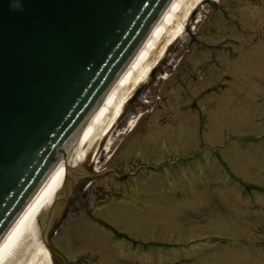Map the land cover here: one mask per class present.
<instances>
[{
  "label": "rangeland",
  "instance_id": "obj_1",
  "mask_svg": "<svg viewBox=\"0 0 264 264\" xmlns=\"http://www.w3.org/2000/svg\"><path fill=\"white\" fill-rule=\"evenodd\" d=\"M198 10L125 105L108 151L95 139L69 171L38 218L40 241L74 184L53 240L71 256L95 253L89 264H264V0ZM184 238H194L189 252Z\"/></svg>",
  "mask_w": 264,
  "mask_h": 264
},
{
  "label": "water",
  "instance_id": "obj_2",
  "mask_svg": "<svg viewBox=\"0 0 264 264\" xmlns=\"http://www.w3.org/2000/svg\"><path fill=\"white\" fill-rule=\"evenodd\" d=\"M168 2L0 0V237L52 164L65 161L79 125L98 107ZM97 39L106 41L101 53L76 55ZM62 55L81 57L73 79L83 70L87 74L70 78L69 88L44 90L54 68L33 81L34 68L50 67L47 62ZM69 193L65 190L61 204Z\"/></svg>",
  "mask_w": 264,
  "mask_h": 264
},
{
  "label": "bare ground",
  "instance_id": "obj_3",
  "mask_svg": "<svg viewBox=\"0 0 264 264\" xmlns=\"http://www.w3.org/2000/svg\"><path fill=\"white\" fill-rule=\"evenodd\" d=\"M201 0H172L128 68L108 92L99 110L77 135L65 161L55 168L34 200L0 244V264H50V255L40 241L38 218L52 203L67 176V166L83 163L89 146L111 127L132 91L145 78L166 44L180 35L187 16ZM166 38V39H165ZM129 128V127H128ZM77 144L78 149H74Z\"/></svg>",
  "mask_w": 264,
  "mask_h": 264
},
{
  "label": "flooded vegetation",
  "instance_id": "obj_4",
  "mask_svg": "<svg viewBox=\"0 0 264 264\" xmlns=\"http://www.w3.org/2000/svg\"><path fill=\"white\" fill-rule=\"evenodd\" d=\"M76 198H77V194H76V187H75V189H74V193H73V199L72 200H70L68 203H67V205H66V208H65V210H64V213L66 214V212L68 211V209L70 208V206H71V204H72V202H74L75 200H76ZM103 204L100 206V208H106L107 206H109L108 204L109 203H104V202H102ZM149 218H152L153 220H155V222L156 223H158L157 222V218L156 217H149ZM157 227V229H159L161 226H156ZM51 234V233H50ZM51 236H52V234H51ZM205 236V234H202L200 237H204ZM194 238H184L183 240H181V239H178V243H179V245H178V247L179 248H182V249H184V250H186V251H191L192 250V244H193V242L192 241H194L193 240ZM196 239V238H195ZM50 240L52 241L53 240V236H52V238H50ZM54 245V244H53ZM187 245V246H186ZM55 247V246H54ZM169 247H172V246H169ZM86 252H90V251H86ZM63 253H65V254H67L68 256H69V259L70 258H73V256H70V254L68 253V252H66V251H63ZM95 254V253H94ZM78 255V254H77ZM77 255H75L74 257H76ZM190 260H192V258H187L186 259V262H189ZM54 264H70L69 263V260L67 259V261L66 260H64V259H62V258H60V257H58L57 255H54Z\"/></svg>",
  "mask_w": 264,
  "mask_h": 264
}]
</instances>
